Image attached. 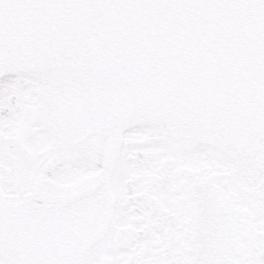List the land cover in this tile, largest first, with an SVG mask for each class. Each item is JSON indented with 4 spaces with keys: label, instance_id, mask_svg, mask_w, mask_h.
Returning a JSON list of instances; mask_svg holds the SVG:
<instances>
[{
    "label": "snow or ice",
    "instance_id": "snow-or-ice-1",
    "mask_svg": "<svg viewBox=\"0 0 264 264\" xmlns=\"http://www.w3.org/2000/svg\"><path fill=\"white\" fill-rule=\"evenodd\" d=\"M0 264H264V0H0Z\"/></svg>",
    "mask_w": 264,
    "mask_h": 264
}]
</instances>
